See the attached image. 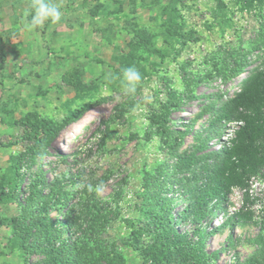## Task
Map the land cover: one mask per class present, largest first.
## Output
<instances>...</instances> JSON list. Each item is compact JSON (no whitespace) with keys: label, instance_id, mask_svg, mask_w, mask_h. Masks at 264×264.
Instances as JSON below:
<instances>
[{"label":"rangeland","instance_id":"374dc122","mask_svg":"<svg viewBox=\"0 0 264 264\" xmlns=\"http://www.w3.org/2000/svg\"><path fill=\"white\" fill-rule=\"evenodd\" d=\"M53 2L61 20L29 31L31 0H0V264H54L40 228L29 231L27 247L19 243L38 217L54 219L67 237V216L78 227L100 214L104 250L145 264L141 249L152 235L132 241L130 228L144 224L154 193L143 189L144 172L170 173L177 155L200 143L217 148L232 134L234 122L209 120L245 75L264 69V0ZM129 66L141 73L134 93L122 80ZM22 154L16 173L13 158ZM100 182L102 195L88 191ZM181 190L165 186L174 214L185 203ZM216 212L200 225L209 264H264V169ZM93 244L79 245L84 264H108L112 254Z\"/></svg>","mask_w":264,"mask_h":264},{"label":"trees","instance_id":"16d2710c","mask_svg":"<svg viewBox=\"0 0 264 264\" xmlns=\"http://www.w3.org/2000/svg\"><path fill=\"white\" fill-rule=\"evenodd\" d=\"M168 110L169 108H165L166 112ZM230 122L235 123V128L229 138L221 140L217 148L207 150L206 144L200 143L193 152L177 155L170 173L158 170L155 173L144 172L143 189L154 193L149 198L146 197L144 224L134 227L131 223L130 228L132 241H137L143 231L152 235L151 243L141 249L143 252L140 256L145 264H209L212 255L203 248L202 237L205 230L200 225L217 214L218 207H225L233 188L246 191L250 179L264 169V69L253 71L241 79L237 91L221 103L209 120V125L219 127ZM48 133L50 135L48 131L39 141H46ZM23 156L24 154L13 158L16 173H19V161ZM170 181L181 187L180 195L185 201L177 214L172 213L174 194L170 196L168 192L164 193L165 186ZM52 191L56 192L60 202L67 198L65 194H60V188ZM31 193L41 196L43 200L40 198V209L45 210L48 207L47 200H44L46 196L40 194L36 185H32ZM8 197L16 199L13 194ZM41 211L38 210L37 214L40 215ZM235 216L244 218L246 213L237 212ZM66 219V228L71 229L67 237L60 236L54 219L44 220L38 217L29 222L28 230L20 237V245L27 247L26 243L30 244L29 231L40 228L45 233L46 250L54 264H84L85 258L79 254L82 242L89 245L94 243L93 247H97L99 255L103 257L112 254L108 264H123V258L111 250L107 253L104 250L106 246L103 247L98 239L100 219H106L102 214L92 224L90 222L78 227L70 225L71 219L68 216ZM183 221L195 226L191 233L177 228L176 224ZM132 245L135 249L138 248L136 244Z\"/></svg>","mask_w":264,"mask_h":264},{"label":"clouds","instance_id":"9594fccd","mask_svg":"<svg viewBox=\"0 0 264 264\" xmlns=\"http://www.w3.org/2000/svg\"><path fill=\"white\" fill-rule=\"evenodd\" d=\"M30 14L31 20L25 25L29 31L43 27L46 21L57 23L62 18L60 8L53 0H31ZM122 80L126 85V91L134 93L137 83L141 80V73L135 66L126 67L123 70ZM88 191H94L97 196L102 195L104 192L103 182L95 186L89 184Z\"/></svg>","mask_w":264,"mask_h":264},{"label":"bare ground","instance_id":"6f19581e","mask_svg":"<svg viewBox=\"0 0 264 264\" xmlns=\"http://www.w3.org/2000/svg\"><path fill=\"white\" fill-rule=\"evenodd\" d=\"M86 123V122H85ZM86 124H83V126H85ZM82 132V131H81Z\"/></svg>","mask_w":264,"mask_h":264}]
</instances>
